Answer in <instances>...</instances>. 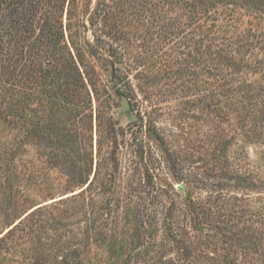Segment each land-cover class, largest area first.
Segmentation results:
<instances>
[{
	"label": "rangeland",
	"instance_id": "374dc122",
	"mask_svg": "<svg viewBox=\"0 0 264 264\" xmlns=\"http://www.w3.org/2000/svg\"><path fill=\"white\" fill-rule=\"evenodd\" d=\"M237 1H73L111 95L65 155L0 119V264H264V0Z\"/></svg>",
	"mask_w": 264,
	"mask_h": 264
},
{
	"label": "trees",
	"instance_id": "16d2710c",
	"mask_svg": "<svg viewBox=\"0 0 264 264\" xmlns=\"http://www.w3.org/2000/svg\"><path fill=\"white\" fill-rule=\"evenodd\" d=\"M73 1L0 0V105L3 107L0 119L10 122L17 130L18 150H26L27 144L32 142L53 143L55 149L65 155L72 146L70 120L74 116L82 121L92 119L94 98L102 106V91L108 97L111 95L108 86L99 85L100 65L96 62L101 59V43L88 39L81 43L72 34ZM206 1L209 5L218 2L238 5L237 0ZM67 2L68 22L65 23ZM79 24L87 27L85 22ZM110 55L115 57L116 51L113 49ZM230 56L234 59L233 54ZM117 58L107 60L114 66ZM118 69L113 68L110 86L117 95L129 97V91L121 88L127 86V76L117 73ZM104 111L98 110L100 122ZM107 118L113 117L109 113ZM112 128L114 143H117L121 132L115 124ZM117 149L118 144L114 151ZM89 169L87 173L81 171L76 178L80 187L87 185L83 190L95 183L97 173L91 179L93 166ZM15 226L6 234H12Z\"/></svg>",
	"mask_w": 264,
	"mask_h": 264
}]
</instances>
